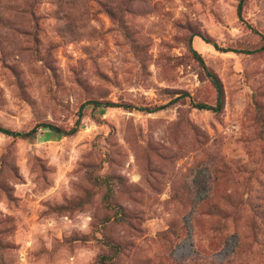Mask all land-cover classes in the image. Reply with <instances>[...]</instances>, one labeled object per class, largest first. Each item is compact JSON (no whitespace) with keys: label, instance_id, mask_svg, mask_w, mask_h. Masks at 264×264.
<instances>
[{"label":"rangeland","instance_id":"374dc122","mask_svg":"<svg viewBox=\"0 0 264 264\" xmlns=\"http://www.w3.org/2000/svg\"><path fill=\"white\" fill-rule=\"evenodd\" d=\"M1 2V125L68 129L91 100L170 104H87L71 135L0 132V264H100L108 240L107 264H264V0L243 17L240 0ZM192 38L221 112L193 105L216 90Z\"/></svg>","mask_w":264,"mask_h":264},{"label":"trees","instance_id":"16d2710c","mask_svg":"<svg viewBox=\"0 0 264 264\" xmlns=\"http://www.w3.org/2000/svg\"><path fill=\"white\" fill-rule=\"evenodd\" d=\"M244 1L245 0H240V2L238 4V14L240 17H243L242 11H243V6H244L243 5ZM26 5L29 8H33L34 7V1H32L30 3H26ZM108 13H109V15L113 14L112 11H109ZM31 14H32V20L36 21V23H37L38 18H37L35 11L34 12L32 11ZM2 20H4V14H3V5H2V2L0 0V22H2ZM249 26L255 32L261 34L259 31H257V29H255L251 25H249ZM262 36H263V34H262ZM201 37L205 42L212 44L218 50H222V51H226V52H229V51H237L238 52V49H232L230 47H226V48L221 47L215 40H213L209 36L202 35ZM189 44H190V49L192 51L193 56L200 63V65L203 67L206 75L208 76L209 80L212 82V84L216 90V99H215L214 104H210L207 102H193V105H194V107H196L198 109H206V110H212L214 112H221L225 107V100H226L223 83H222L220 77L218 76V74L215 71H213L207 65L202 54L196 48H194L193 38L190 40ZM183 96H187V93L182 92V93H180L179 96H177L173 100H178V99L182 98ZM87 104H93L95 107H99V106L123 107L126 109H139V110H145L148 112H154V111H158V110L166 108L170 104V102L166 103L164 105H160V106L143 107V106L135 105L131 102H115L112 100H105V101L104 100H91L87 103H83L80 106L74 125L68 129H64V128H62L58 125H55L51 122H42V123H38L36 126H34L33 128H31L27 131L14 130V129L7 128V127L0 124V132L3 134H6V135L12 136L14 138H28V137L34 135L35 133H37L40 129H46V130H50V131H55V132L71 135V134H74L77 131H79L80 127L82 126V119L84 116L83 110ZM94 180L97 183H99L100 180H102V179L100 177H96ZM103 180L106 181L105 179H103ZM110 187H111V185L108 182V185H107L108 191H107V194H106L105 199H104L105 205L109 208L114 209L119 214H121L122 208L119 204H117L113 201L112 194H111L112 191H111ZM117 218H118V216H117ZM107 245H109L110 249L113 250L114 255H110L107 253L102 254L100 257V260H99L100 264L110 263L113 260V258L115 257V254L119 253L121 250L120 245H118L117 243H115L111 240L107 241Z\"/></svg>","mask_w":264,"mask_h":264}]
</instances>
